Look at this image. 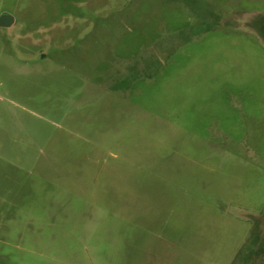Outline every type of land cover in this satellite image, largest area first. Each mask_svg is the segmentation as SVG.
Here are the masks:
<instances>
[{"label": "rangeland", "instance_id": "374dc122", "mask_svg": "<svg viewBox=\"0 0 264 264\" xmlns=\"http://www.w3.org/2000/svg\"><path fill=\"white\" fill-rule=\"evenodd\" d=\"M0 264H264V0H0Z\"/></svg>", "mask_w": 264, "mask_h": 264}, {"label": "water", "instance_id": "95a60500", "mask_svg": "<svg viewBox=\"0 0 264 264\" xmlns=\"http://www.w3.org/2000/svg\"><path fill=\"white\" fill-rule=\"evenodd\" d=\"M11 22V18L7 14L0 15V26H7Z\"/></svg>", "mask_w": 264, "mask_h": 264}]
</instances>
